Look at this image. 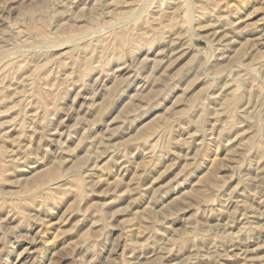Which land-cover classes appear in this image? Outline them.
Here are the masks:
<instances>
[{"label": "rangeland", "instance_id": "374dc122", "mask_svg": "<svg viewBox=\"0 0 264 264\" xmlns=\"http://www.w3.org/2000/svg\"><path fill=\"white\" fill-rule=\"evenodd\" d=\"M0 264H264V0H0Z\"/></svg>", "mask_w": 264, "mask_h": 264}]
</instances>
